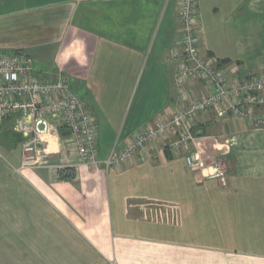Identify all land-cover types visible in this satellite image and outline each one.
<instances>
[{
    "label": "crops",
    "instance_id": "obj_1",
    "mask_svg": "<svg viewBox=\"0 0 264 264\" xmlns=\"http://www.w3.org/2000/svg\"><path fill=\"white\" fill-rule=\"evenodd\" d=\"M181 1L0 0L18 37L0 49H27L35 75L71 84L102 162L177 108ZM194 2L202 58L264 74V0ZM194 133L223 182L160 141L109 169L61 143L25 168L21 145L0 149V264H264V134L210 115Z\"/></svg>",
    "mask_w": 264,
    "mask_h": 264
},
{
    "label": "built area",
    "instance_id": "obj_2",
    "mask_svg": "<svg viewBox=\"0 0 264 264\" xmlns=\"http://www.w3.org/2000/svg\"><path fill=\"white\" fill-rule=\"evenodd\" d=\"M179 60L175 86L177 108L170 116L162 115L132 136L121 150H112L99 162L97 131L93 114L86 102L63 77L46 80L34 73L27 49H0V128L10 122L21 137L22 168L34 167L51 154L55 143L69 145L88 167L116 168L127 163L136 151L160 141L164 149L183 155L190 170L211 169L206 177L223 182L222 164L210 165L202 156L195 136L197 121L210 115L215 120L232 117L264 134V74L245 72L242 76L231 67H223L212 58H202L198 46L197 9L194 0L179 4ZM200 86L199 90L195 89ZM61 131L66 133L61 136ZM229 146H213L224 157ZM0 152V157H1Z\"/></svg>",
    "mask_w": 264,
    "mask_h": 264
},
{
    "label": "rangeland",
    "instance_id": "obj_3",
    "mask_svg": "<svg viewBox=\"0 0 264 264\" xmlns=\"http://www.w3.org/2000/svg\"><path fill=\"white\" fill-rule=\"evenodd\" d=\"M9 23V19H5V18H0V42L1 40H12V39H17L18 37L9 33L8 30H6V26ZM9 132V133H13L11 136L9 137H5L4 135ZM17 140V142L15 141ZM19 140V141H18ZM17 143L13 146L14 143ZM22 139L20 136H18L14 130H13V125L12 123H6L4 128H0V149L1 150H7L10 148H19L21 145ZM4 152V151H3ZM49 157V156H48ZM217 163V161H216ZM228 167H230V165H228Z\"/></svg>",
    "mask_w": 264,
    "mask_h": 264
},
{
    "label": "trees",
    "instance_id": "obj_4",
    "mask_svg": "<svg viewBox=\"0 0 264 264\" xmlns=\"http://www.w3.org/2000/svg\"><path fill=\"white\" fill-rule=\"evenodd\" d=\"M221 63H222V62H220L219 64H221ZM221 65H223V64H221ZM6 123H8V122H6ZM6 123H5V124H6ZM5 124L2 126V128L5 127ZM10 134H11V133L7 132L4 136H5V137H6V136L9 137ZM12 134H13V133H12ZM12 134H11V136H13ZM65 135H66V133H65L64 131H61V136L63 137V136H65ZM15 141L17 142V140H15ZM18 141H19V140H18ZM16 142L13 144V146H14L15 144H17ZM66 170H67V169H66Z\"/></svg>",
    "mask_w": 264,
    "mask_h": 264
}]
</instances>
